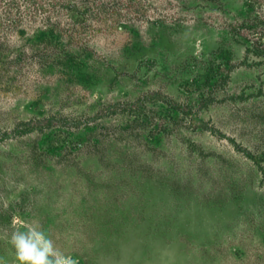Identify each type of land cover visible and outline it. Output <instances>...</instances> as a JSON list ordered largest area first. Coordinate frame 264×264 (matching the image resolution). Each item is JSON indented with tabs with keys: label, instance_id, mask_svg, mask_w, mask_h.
<instances>
[{
	"label": "rangeland",
	"instance_id": "374dc122",
	"mask_svg": "<svg viewBox=\"0 0 264 264\" xmlns=\"http://www.w3.org/2000/svg\"><path fill=\"white\" fill-rule=\"evenodd\" d=\"M39 224L78 264H264V0H0V257Z\"/></svg>",
	"mask_w": 264,
	"mask_h": 264
},
{
	"label": "clouds",
	"instance_id": "9594fccd",
	"mask_svg": "<svg viewBox=\"0 0 264 264\" xmlns=\"http://www.w3.org/2000/svg\"><path fill=\"white\" fill-rule=\"evenodd\" d=\"M8 243L14 249L17 264H78V260L66 255L51 236L37 223L25 225L12 232ZM0 264H7L0 257Z\"/></svg>",
	"mask_w": 264,
	"mask_h": 264
}]
</instances>
